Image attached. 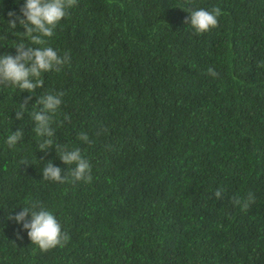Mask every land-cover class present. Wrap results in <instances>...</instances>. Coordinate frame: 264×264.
Returning a JSON list of instances; mask_svg holds the SVG:
<instances>
[{"label": "trees", "instance_id": "1", "mask_svg": "<svg viewBox=\"0 0 264 264\" xmlns=\"http://www.w3.org/2000/svg\"><path fill=\"white\" fill-rule=\"evenodd\" d=\"M24 3L0 0V55L31 42L8 27ZM188 7H219L218 27L196 34ZM49 45L70 62L42 88L0 85V264H264V0H77ZM45 87L66 96L54 144L81 149L91 185L43 179L61 160L30 116ZM250 193L243 211L234 200ZM36 202L63 219L64 247L18 237L9 216Z\"/></svg>", "mask_w": 264, "mask_h": 264}, {"label": "clouds", "instance_id": "2", "mask_svg": "<svg viewBox=\"0 0 264 264\" xmlns=\"http://www.w3.org/2000/svg\"><path fill=\"white\" fill-rule=\"evenodd\" d=\"M76 3L77 0H25V3L20 7V15H17L15 11L8 12V16L12 18L8 20V27L15 29L17 21H19V24L25 29L24 36L31 42L27 45L23 42L17 44L15 55L9 53L0 55V85H11L21 92L33 93L36 89L43 87L44 75L42 76V73L60 72L63 66L70 62L67 53L62 57V54L49 43L54 42L59 29L69 19V10ZM191 3L192 0H186V4L190 5ZM185 11L189 13L185 17V24L193 28L198 35L218 27V18L222 14L219 7L213 9L188 7ZM51 36H53V41L47 42ZM260 66H264V62H261ZM208 74L213 77L218 76L215 69L211 67L208 69ZM61 91L58 88L47 89L45 87L42 89L39 99L36 101L40 107L38 111L30 113L35 122V134L39 138L37 145L39 150L47 152L55 146L61 159L59 166H54L49 160L46 161L41 167V172L43 179L49 180L47 183L50 184L68 182L74 186H88L98 179V173L91 168L88 157L85 158L78 147L67 150L54 144L53 138L56 130L52 125L57 122L56 117L66 99ZM31 98V96H27L20 103L16 111V119L23 120ZM64 119H68L67 115ZM128 122L131 124H123L131 129H135L132 124H138V121L132 116ZM24 135L23 130L17 128L7 137V145L10 148L14 147L17 142L23 141ZM79 139L90 143L87 133H80ZM256 184L260 187L258 182ZM214 195L217 199H221L223 192L218 188ZM234 202L241 205L243 211H247L255 202V196L250 193L243 202L239 198H235ZM9 219L15 225L18 237L20 235L19 238L23 241L26 238L31 245L44 252L57 246L64 247L71 237L58 212L39 202L30 203L29 207L18 208L9 216Z\"/></svg>", "mask_w": 264, "mask_h": 264}]
</instances>
